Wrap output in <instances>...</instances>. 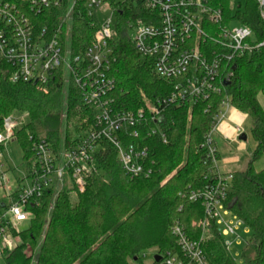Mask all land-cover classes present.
I'll return each instance as SVG.
<instances>
[{
  "label": "trees",
  "instance_id": "obj_1",
  "mask_svg": "<svg viewBox=\"0 0 264 264\" xmlns=\"http://www.w3.org/2000/svg\"><path fill=\"white\" fill-rule=\"evenodd\" d=\"M109 1L116 11V36L110 42L115 56L113 96L118 108L135 110L146 100L169 95L172 82L157 77L152 59L142 57L134 47L130 23L137 17L150 21L142 0ZM208 2L222 9L225 23L240 21L255 30L258 41L264 39L257 0H239L237 5L235 0ZM68 5L66 0L61 7L46 9L37 22L41 27L58 25ZM95 30L85 16H74L68 42L73 54L90 45ZM236 63L234 78L220 94L192 107H167L163 114L167 141L158 136L146 139L150 157L158 162L150 177L126 174L117 151L107 143L99 155L100 172L88 178L86 190L76 193V198L66 190L55 198L47 194L42 207L33 208L29 226L17 234L18 245L2 255L1 264H144L147 250L176 247L171 233L176 219L190 237L199 238L202 227L198 222L204 219V209L181 193L213 181L199 146L224 99L247 115L255 142L247 167L234 173L225 204L253 232L245 245L243 264H264V168L257 170L254 165L264 156V107L260 102L264 95V46ZM10 75L7 65L1 64L0 132L6 117L26 115L27 121L15 131L24 165H34L31 134L45 137L59 148L72 143L69 128L73 122L82 125L78 132L92 122V110L82 104L72 82L65 84L59 79L44 92L32 83L12 82ZM5 147L0 143L1 152ZM211 229L213 235L203 243L210 263L239 264L217 229Z\"/></svg>",
  "mask_w": 264,
  "mask_h": 264
},
{
  "label": "built area",
  "instance_id": "obj_2",
  "mask_svg": "<svg viewBox=\"0 0 264 264\" xmlns=\"http://www.w3.org/2000/svg\"><path fill=\"white\" fill-rule=\"evenodd\" d=\"M65 1L0 0V65H7L11 81L32 83L41 90L49 89L59 79L65 84L72 82L82 104L92 110V122L69 145L57 148L45 137L31 134L34 165H25V172L13 181L4 170V155L0 152V186L4 192L0 198V259L4 249L11 247L13 231L19 242L20 228L30 223L33 208L42 207L47 194L55 198L62 190L72 195L86 190L88 178L100 172L99 155L107 143L117 151L126 174L150 177L158 162L150 157L146 139L158 136L167 141L163 119L167 107H192L220 94L235 76L236 60L264 46V39L258 41L250 26L237 20L225 23L222 9L212 7L208 0H142L150 21L141 17L132 21L131 38L137 53L152 59L154 74L172 82V90L165 97L146 100L135 110L121 109L113 96L115 78L111 75L115 61L110 45L116 36L115 8L109 0H68L61 23L41 27L38 16L46 9L61 7ZM257 1L264 20V0ZM74 16H85L96 26L92 42L78 54H73L68 45ZM232 107L227 99L223 100L199 146L204 164L213 172V181L204 188H189L181 193L184 199L203 207L204 219L198 222L202 233L215 227L228 250L233 243H242L238 230L247 226L225 204L234 172L220 169L215 140L226 116L220 113ZM24 117L4 119L0 143L16 141L15 131L26 122ZM243 132L240 121L237 136ZM171 233L176 247L156 253L160 260L154 264H211L203 247L204 235L190 237L178 219Z\"/></svg>",
  "mask_w": 264,
  "mask_h": 264
},
{
  "label": "rangeland",
  "instance_id": "obj_3",
  "mask_svg": "<svg viewBox=\"0 0 264 264\" xmlns=\"http://www.w3.org/2000/svg\"><path fill=\"white\" fill-rule=\"evenodd\" d=\"M238 1L239 0H235L234 4L237 5ZM233 24H235V23H233ZM42 91L47 92L48 89L42 90ZM224 113H226L225 108L222 110V113H220V114H224ZM21 115L22 114H20V115L13 114L12 117L13 116H21ZM235 115L239 116V119H240L239 121H241L244 117V115H240V114H238V112H236ZM23 120L27 121V118L24 117ZM81 126L82 125L79 126L78 123H76V122H73L70 125L69 130L71 133V139L76 137L78 130ZM250 126H251V122L247 118L243 124V128H244L243 133H245L247 135V139H246V141H244L246 144L245 151L242 150V147L236 143L229 144L227 141H223V140L220 141L217 138V136H219V133H217V132L215 133L216 144L218 147H220V149H222V151H221L222 155L223 156L224 155H230L231 158H236V156H239V158H240L239 164L241 167L247 166L248 161L251 158L252 151L255 148V142H254V138H253L251 131H250ZM21 127L22 126H20L19 128H21ZM5 146L6 147L4 148V150H2V153L4 155V170L7 171L9 178L11 179V181H13L16 177L21 175L22 172H25V165L22 163L23 162V150H22L19 142L17 141V139H16V141L11 142ZM62 146H64V145H61L60 147H62ZM254 165H255L257 170H261L262 168H264V156L260 160H258ZM66 191H68V190H66ZM68 193L70 194V196L72 198H76L75 194L72 195L69 191H68ZM3 194H4V192L0 186V198L3 196ZM29 224L30 223H27L26 225L21 227L20 230L22 231V228L26 229L29 226ZM238 231L242 237V243H240V244H238L237 242L233 243L232 246L229 248V251L232 254V256L234 257V259L239 264H243L244 263L243 252H244L245 245H246L245 241L253 238V232L248 226H242V227H240V229ZM15 233L16 232L13 231L12 235L10 236L11 247L9 246L6 249H4L3 254L5 253V251L13 250L17 246L18 238L16 237ZM212 233H213V231H212V229H210V230H205L204 234L202 233L201 235H204L205 238L207 239L213 235ZM158 252L164 253L165 251L164 250L159 251L158 249L147 250L145 252V255L143 254L144 264H154V262H155L154 255ZM0 264H1V259H0Z\"/></svg>",
  "mask_w": 264,
  "mask_h": 264
},
{
  "label": "crops",
  "instance_id": "obj_4",
  "mask_svg": "<svg viewBox=\"0 0 264 264\" xmlns=\"http://www.w3.org/2000/svg\"><path fill=\"white\" fill-rule=\"evenodd\" d=\"M260 102L264 107V95L260 96ZM238 112L240 115H244L243 119L241 120L242 125L247 119V115L239 112L236 108L232 107L231 109L226 111L225 118L220 122L219 124V130L217 133H219V136L217 138L221 141H227L229 144L236 143L242 147V150L245 151L246 144L244 141L241 140L240 137L237 136V128L238 124L240 123L239 116H236L235 113ZM228 118V119H227ZM216 137V135H215ZM219 148L220 153V169L222 171H241L244 170L247 166L241 167L239 162L240 158L239 156H236V158H231L230 155H222V149ZM249 163V161H248ZM248 165V164H247ZM244 168V169H243Z\"/></svg>",
  "mask_w": 264,
  "mask_h": 264
},
{
  "label": "water",
  "instance_id": "obj_5",
  "mask_svg": "<svg viewBox=\"0 0 264 264\" xmlns=\"http://www.w3.org/2000/svg\"><path fill=\"white\" fill-rule=\"evenodd\" d=\"M236 68V65L233 66V69ZM226 84H229L228 82ZM240 139L241 140H246L247 139V135L245 133H243L241 136H240ZM154 259L156 261H159L160 260V256L159 255H155Z\"/></svg>",
  "mask_w": 264,
  "mask_h": 264
}]
</instances>
